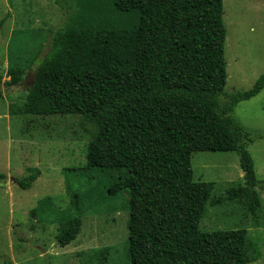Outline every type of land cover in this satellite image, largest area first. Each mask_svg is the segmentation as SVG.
I'll return each mask as SVG.
<instances>
[{"label":"trees","instance_id":"trees-1","mask_svg":"<svg viewBox=\"0 0 264 264\" xmlns=\"http://www.w3.org/2000/svg\"><path fill=\"white\" fill-rule=\"evenodd\" d=\"M76 3L79 20L53 37L23 112L79 118L91 137L84 170L106 174L109 194L127 192L129 264H248L245 230H199L206 207L223 199L211 200L214 184L194 182L191 170L195 152L236 153L244 186L227 198L255 215L247 146L258 138L241 129L233 108L264 89V75L246 92L225 94L222 0ZM9 74L7 86H18L20 72ZM39 176L13 181L28 190ZM79 229L70 216L57 244L69 245Z\"/></svg>","mask_w":264,"mask_h":264},{"label":"rangeland","instance_id":"rangeland-1","mask_svg":"<svg viewBox=\"0 0 264 264\" xmlns=\"http://www.w3.org/2000/svg\"><path fill=\"white\" fill-rule=\"evenodd\" d=\"M222 7L224 92L230 95L250 90L264 75V0H222ZM80 15L76 0H0V174L6 176L0 181V264H129L127 192L109 194L106 174L84 170L91 137L79 118L36 117L22 108L53 37ZM10 70L20 72L16 87L7 86ZM233 109L241 129L258 138L247 151L259 208L254 215L243 200L227 198L229 189L244 186L236 153L195 152L193 181L213 183L210 199H223L206 207L199 230H245L248 264H264V89ZM35 170L40 176L30 189L14 184ZM70 216L80 219L79 233L60 247L56 241Z\"/></svg>","mask_w":264,"mask_h":264}]
</instances>
